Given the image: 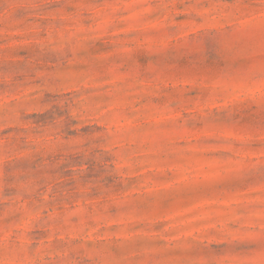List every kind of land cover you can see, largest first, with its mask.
Wrapping results in <instances>:
<instances>
[{
	"label": "rangeland",
	"instance_id": "1",
	"mask_svg": "<svg viewBox=\"0 0 264 264\" xmlns=\"http://www.w3.org/2000/svg\"><path fill=\"white\" fill-rule=\"evenodd\" d=\"M0 264H264V0H0Z\"/></svg>",
	"mask_w": 264,
	"mask_h": 264
}]
</instances>
